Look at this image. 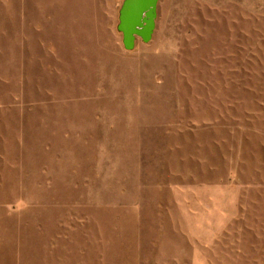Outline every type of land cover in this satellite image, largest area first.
I'll list each match as a JSON object with an SVG mask.
<instances>
[{
    "label": "rangeland",
    "instance_id": "rangeland-1",
    "mask_svg": "<svg viewBox=\"0 0 264 264\" xmlns=\"http://www.w3.org/2000/svg\"><path fill=\"white\" fill-rule=\"evenodd\" d=\"M122 3L0 0V264H264V0Z\"/></svg>",
    "mask_w": 264,
    "mask_h": 264
},
{
    "label": "water",
    "instance_id": "water-1",
    "mask_svg": "<svg viewBox=\"0 0 264 264\" xmlns=\"http://www.w3.org/2000/svg\"><path fill=\"white\" fill-rule=\"evenodd\" d=\"M159 0H123L118 30L127 49H134L137 39L151 41L156 29Z\"/></svg>",
    "mask_w": 264,
    "mask_h": 264
},
{
    "label": "crops",
    "instance_id": "crops-1",
    "mask_svg": "<svg viewBox=\"0 0 264 264\" xmlns=\"http://www.w3.org/2000/svg\"><path fill=\"white\" fill-rule=\"evenodd\" d=\"M160 251H161V252H160V256H161V258H162V256H163V249H161Z\"/></svg>",
    "mask_w": 264,
    "mask_h": 264
}]
</instances>
